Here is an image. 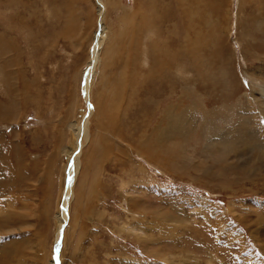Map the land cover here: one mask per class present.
Instances as JSON below:
<instances>
[{
  "label": "rangeland",
  "instance_id": "1",
  "mask_svg": "<svg viewBox=\"0 0 264 264\" xmlns=\"http://www.w3.org/2000/svg\"><path fill=\"white\" fill-rule=\"evenodd\" d=\"M100 6L0 0V264H264V0Z\"/></svg>",
  "mask_w": 264,
  "mask_h": 264
},
{
  "label": "bare ground",
  "instance_id": "2",
  "mask_svg": "<svg viewBox=\"0 0 264 264\" xmlns=\"http://www.w3.org/2000/svg\"><path fill=\"white\" fill-rule=\"evenodd\" d=\"M59 1V0H58ZM64 1H66V0H64ZM149 1V0H148ZM158 1V0H157ZM18 2V1H17ZM151 2V1H150ZM208 2H209V0H208ZM93 3V2H92ZM95 3H97V5L99 6V8H101V0H95ZM108 3V2H107ZM138 3H139V1H138ZM159 3V2H158ZM157 3V4H158ZM211 3V2H210ZM140 5H142V3L140 4ZM151 5V7H152V10H153V16L151 17L150 16V12L148 11L147 13L149 14V18H144V17H138V16H136V15H134L133 17H130V16H128L127 17V19H126V22H127V25H126V27H119L120 28V30H121V32H120V34H119V37H122L124 34H125V32H126V34L127 33H130V32H132L134 35H135V32H137L138 30H139V28L141 27V26H149L151 23H147V22H153V17L154 16H156L157 14L154 12V10H156V8H157V12H158V14H159V16H161V20H160V23H159V25L161 26V27H163L166 23H168V21L170 20V16H168L167 15V12L165 11V9H166V5H165V3L164 2H161L159 5H158V7H156V6H152V4H150ZM114 6V8L115 9H117V5L116 4H114L113 5ZM56 7V6H55ZM113 8V7H112ZM140 8L145 12V6H144V3H143V6H140ZM150 8V7H149ZM211 8V7H210ZM97 9V8H96ZM128 9V8H127ZM127 9H123V11H122V13H121V23H122V15L124 14V13H128V10ZM100 10V9H99ZM58 11V9H56L55 10V12H57ZM101 11V10H100ZM179 12V11H178ZM181 14V13H180ZM59 15V14H58ZM58 15H57V17H58ZM152 15V14H151ZM55 16V15H54ZM192 17H193V21L195 22V18H194V15H193V13H192ZM59 18V17H58ZM57 18V19H58ZM129 18H132L133 20L130 22V19ZM194 22H191V21H186V25H187V28H186V30H187V33L189 34V35H194L195 37L197 36V33H199V32H197V30H196V27H195V23ZM103 31V30H102ZM145 32V31H144ZM145 35V34H144ZM127 36V35H126ZM125 36V37H126ZM137 36V35H136ZM115 37H116V34H115ZM114 37V38H115ZM129 37V36H128ZM120 39V38H119ZM118 38H117V41L119 40ZM124 39V38H123ZM123 41V40H122ZM124 45V44H123ZM118 47V46H117ZM192 47V46H191ZM194 47L195 46H193L190 50H189V47H188V51L190 52V53H192V55H193V49H194ZM110 48V47H109ZM108 48V49H109ZM120 48V47H119ZM121 48H122V46H121ZM111 50V49H110ZM187 50V49H186ZM116 51H117V49H116ZM120 51V50H119ZM119 51H118V53L117 54H119ZM124 51V50H123ZM134 51V50H133ZM121 53H122V51H121ZM138 54V53H137ZM142 54V53H141ZM159 54V53H158ZM120 55V54H119ZM192 55L190 56V57H192ZM118 56V55H117ZM144 56V55H143ZM151 56H153V55H151ZM156 56V55H155ZM160 56H161V53H160ZM119 57V56H118ZM136 57H138V56H136ZM162 58H164L165 59V57L164 56H161ZM133 58V57H132ZM160 58V57H159ZM154 60H155V58H154ZM160 60H161V58H160ZM163 60V59H162ZM167 61V60H166ZM111 64V63H110ZM157 64H158V62H157ZM165 64H167V62H165ZM167 65H169V64H167ZM130 66V65H129ZM162 66L163 67H166L165 65H164V62L162 63ZM196 66V69L198 70L199 69V64H196L195 65ZM163 67H161V68H163ZM171 67H172V65H171ZM134 68V67H133ZM156 68V67H155ZM167 68H168V66H167ZM166 68V69H167ZM123 69V68H122ZM157 69V68H156ZM170 69V68H169ZM155 70V69H154ZM158 70V69H157ZM156 70V71H157ZM159 71V70H158ZM164 71H165V69H164ZM125 73V72H124ZM128 73V72H127ZM158 73H160V71L158 72ZM161 74V73H160ZM159 74V75H160ZM125 76H126V73H125ZM132 76H134V75H132ZM131 76V77H132ZM165 77V76H164ZM128 78H129V76H128ZM125 79H127V77L125 78ZM132 79V78H131ZM159 80V79H158ZM127 81V80H126ZM137 81V80H136ZM161 81V80H160ZM128 82V81H127ZM257 82H260V80H256V83ZM169 83V82H168ZM131 84V83H130ZM121 86V85H120ZM124 86V85H123ZM122 86V87H123ZM125 86H126V84H125ZM124 86V87H125ZM133 86V85H132ZM121 87V88H122ZM123 87V89H125ZM253 87H254V85H253ZM127 88H128V86H127ZM117 89H119V87L117 86ZM263 89V88H262ZM113 91V90H112ZM124 91H126V89L124 90ZM127 91H129L128 89H127ZM163 91V90H162ZM116 93V92H115ZM118 93V92H117ZM120 96V95H119ZM246 96H247V100H248V102H249V104H250V107H251V109H253L254 108V100H253V98L254 97H251V96H249L248 94H246ZM123 97H124V95H123ZM111 101H112V99H111ZM111 101H109V104H110V102ZM114 102V101H113ZM180 104V103H179ZM178 104V105H179ZM119 105H121V104H119V103H117V105H115V106H119ZM103 107V106H102ZM175 107V105H173L172 106V108H174ZM169 109H170V107H169ZM254 111V110H253ZM252 110H245V109H241L240 110V112H242V113H254V115H255V119H259V117L261 116V114H260V112H259V110H257L256 112H253ZM105 112V111H104ZM168 115V114H167ZM173 115V114H172ZM210 118V117H209ZM175 121V120H174ZM255 122V121H254ZM258 123H259V121H257ZM159 125V124H158ZM164 125V124H163ZM166 125V124H165ZM261 125V124H260ZM80 126V125H79ZM164 127V126H163ZM80 128V127H79ZM83 128L85 129V126L83 125ZM157 129V128H156ZM165 129H167V126H166V128ZM78 130V129H77ZM171 130V129H170ZM156 132V131H155ZM262 134H264V130H261L260 131ZM77 134H79V133H77ZM213 134V133H212ZM225 132L224 131H221V130H219L218 132H216L215 134H214V136H213V139H221L220 141L221 142H224V139H225ZM82 136V135H81ZM85 136H86V134H84V138H85ZM163 137H165V136H163ZM162 137V138H163ZM211 138H212V136H211ZM146 140H148V139H146ZM160 140V139H159ZM148 141H150V140H148ZM163 141V140H162ZM147 142V141H146ZM146 145V144H145ZM144 145V146H145ZM139 150H141V149H139ZM144 150V149H143ZM148 150V149H147ZM150 151V150H149ZM69 153H70V155H71V151H68ZM70 155H69V157H70ZM77 163V162H76ZM79 163H78V165H75V167H76V172H77V169H79L78 167H79ZM71 169V168H70ZM17 182V181H16ZM14 183V182H13ZM67 188V187H66ZM68 188H71V187H68ZM69 190V189H68ZM64 193H66V192H64ZM65 207V206H64ZM66 208V207H65ZM49 264H54V260H52Z\"/></svg>",
  "mask_w": 264,
  "mask_h": 264
},
{
  "label": "water",
  "instance_id": "3",
  "mask_svg": "<svg viewBox=\"0 0 264 264\" xmlns=\"http://www.w3.org/2000/svg\"><path fill=\"white\" fill-rule=\"evenodd\" d=\"M56 262H58V261H56Z\"/></svg>",
  "mask_w": 264,
  "mask_h": 264
}]
</instances>
